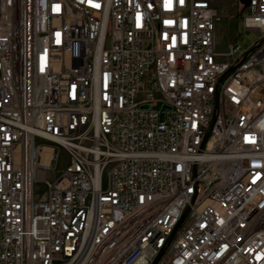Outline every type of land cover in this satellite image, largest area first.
Segmentation results:
<instances>
[{"label":"built area","instance_id":"2783aa9c","mask_svg":"<svg viewBox=\"0 0 264 264\" xmlns=\"http://www.w3.org/2000/svg\"><path fill=\"white\" fill-rule=\"evenodd\" d=\"M227 6L237 56L214 0H0V264H264V0Z\"/></svg>","mask_w":264,"mask_h":264},{"label":"rangeland","instance_id":"374dc122","mask_svg":"<svg viewBox=\"0 0 264 264\" xmlns=\"http://www.w3.org/2000/svg\"><path fill=\"white\" fill-rule=\"evenodd\" d=\"M231 0H214L224 13L221 22L218 25L216 36V46L219 50L225 51L228 49L231 42L239 46L234 56H237L242 50L249 49L257 39V34L254 31L246 30L243 23L239 20V16H233V11L227 6ZM60 152V149H59ZM67 159L66 153L62 151V163Z\"/></svg>","mask_w":264,"mask_h":264},{"label":"water","instance_id":"95a60500","mask_svg":"<svg viewBox=\"0 0 264 264\" xmlns=\"http://www.w3.org/2000/svg\"><path fill=\"white\" fill-rule=\"evenodd\" d=\"M242 3H244L245 5H247L249 3V0H240Z\"/></svg>","mask_w":264,"mask_h":264},{"label":"bare ground","instance_id":"6f19581e","mask_svg":"<svg viewBox=\"0 0 264 264\" xmlns=\"http://www.w3.org/2000/svg\"><path fill=\"white\" fill-rule=\"evenodd\" d=\"M46 150H48V151H49V150H50V147H48V146H47V147H46Z\"/></svg>","mask_w":264,"mask_h":264}]
</instances>
